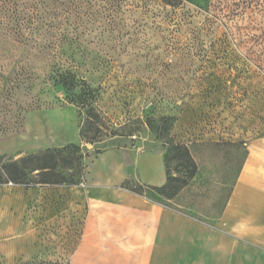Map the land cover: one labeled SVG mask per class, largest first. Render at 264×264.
<instances>
[{"label":"rangeland","instance_id":"1","mask_svg":"<svg viewBox=\"0 0 264 264\" xmlns=\"http://www.w3.org/2000/svg\"><path fill=\"white\" fill-rule=\"evenodd\" d=\"M66 73L85 103L70 101ZM42 108L47 129L25 131ZM261 136L264 0H0L2 153L63 141L80 146L81 171L97 150H161L182 188L145 194L212 222ZM184 146L193 165L175 156Z\"/></svg>","mask_w":264,"mask_h":264},{"label":"crops","instance_id":"2","mask_svg":"<svg viewBox=\"0 0 264 264\" xmlns=\"http://www.w3.org/2000/svg\"><path fill=\"white\" fill-rule=\"evenodd\" d=\"M47 116L25 113V131L47 129ZM127 179L162 186L163 152L114 146L85 155L77 183H0V264H264V136L248 142L212 222L125 188Z\"/></svg>","mask_w":264,"mask_h":264},{"label":"trees","instance_id":"3","mask_svg":"<svg viewBox=\"0 0 264 264\" xmlns=\"http://www.w3.org/2000/svg\"><path fill=\"white\" fill-rule=\"evenodd\" d=\"M69 75V76H67ZM77 84V78L73 74L66 73L61 79V85L67 90L71 91L72 98L71 102H74V99L80 102V104L85 103V99H82L81 94L74 92ZM90 97L91 89L88 88ZM70 93V92H69ZM78 105V104H77ZM88 117L93 118L97 114L91 102L86 104ZM167 118H164V121ZM174 119V118H171ZM80 136L86 138V132L84 130L80 131ZM97 150L96 152H99ZM95 152V153H96ZM79 153L78 155H74ZM176 153V152H175ZM19 156H16L18 155ZM179 156L186 161V165H193V159L188 151V148L184 146L181 148L179 153L175 156ZM82 158L80 153V146L76 144H67L63 146H54L47 147L43 149H38L30 152H21L17 154H0V183L11 181L12 183H32V182H41V183H50V184H69L79 182L84 175V160L81 163L76 165L81 167V171L77 168H74V161H79ZM84 158V157H83ZM163 160L165 168L167 171L166 182L160 186H147L143 185L140 182L134 179H127L124 181L123 186L135 193L145 194V190L149 189L154 192L161 190H167L170 194L177 193L181 188L182 184L172 182L168 170H167V157L163 151ZM183 164V162H181ZM83 166V167H82ZM77 167V166H76ZM75 169V170H74ZM77 171H80L77 173ZM146 195V194H145ZM147 196V195H146ZM149 197V196H148ZM152 200L157 199L149 197ZM160 202V201H159ZM35 262V261H33ZM66 264L50 261H38L37 264Z\"/></svg>","mask_w":264,"mask_h":264},{"label":"built area","instance_id":"4","mask_svg":"<svg viewBox=\"0 0 264 264\" xmlns=\"http://www.w3.org/2000/svg\"><path fill=\"white\" fill-rule=\"evenodd\" d=\"M8 184H10V185H11V184H13V183H12L11 181H8Z\"/></svg>","mask_w":264,"mask_h":264}]
</instances>
